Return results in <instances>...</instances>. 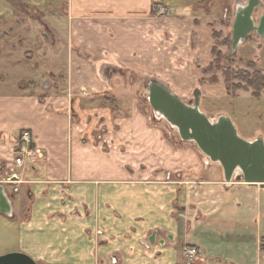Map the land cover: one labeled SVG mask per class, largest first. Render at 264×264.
<instances>
[{
    "label": "crops",
    "instance_id": "crops-1",
    "mask_svg": "<svg viewBox=\"0 0 264 264\" xmlns=\"http://www.w3.org/2000/svg\"><path fill=\"white\" fill-rule=\"evenodd\" d=\"M200 1L0 0V256L264 264V190L226 184L145 110L151 80L187 104L200 88L213 0Z\"/></svg>",
    "mask_w": 264,
    "mask_h": 264
},
{
    "label": "water",
    "instance_id": "water-1",
    "mask_svg": "<svg viewBox=\"0 0 264 264\" xmlns=\"http://www.w3.org/2000/svg\"><path fill=\"white\" fill-rule=\"evenodd\" d=\"M263 10L257 23L254 14ZM255 33L264 37V6L260 0L237 1L233 9L231 25L230 56ZM146 100L155 122H164L182 143L194 145L207 164L221 168L223 180L232 184L241 179L247 186L264 190V139L258 137L246 141L238 136L228 116L219 114L210 118L200 109V93L194 92L193 102L187 104L174 95L166 86L151 80L146 84ZM0 214L10 215L6 188L0 186ZM0 264H37L23 253H8L0 256Z\"/></svg>",
    "mask_w": 264,
    "mask_h": 264
},
{
    "label": "rangeland",
    "instance_id": "rangeland-1",
    "mask_svg": "<svg viewBox=\"0 0 264 264\" xmlns=\"http://www.w3.org/2000/svg\"><path fill=\"white\" fill-rule=\"evenodd\" d=\"M237 1L243 0H213V3L208 7V12L205 16L209 19L210 24H208L209 28L204 35L206 39H204V47L207 56L203 58L198 70L195 72V75L200 80V88L198 87L196 90L199 93L201 92L200 109L207 116L210 118H215L218 114L228 116L236 128L238 136L246 141L254 140L258 137L264 139V87L257 93V96L254 95L255 93L252 89H242L246 88V83L243 79L245 74L252 76L259 73L264 78V37L258 38L255 33L249 34L244 45L240 46L237 53L229 59L233 19L232 9ZM260 1L264 6V0ZM226 4L228 6L227 18L223 20ZM262 12L263 10L255 11V23L258 22ZM227 87L229 93L227 92ZM188 96L189 98L186 99ZM188 96L185 99L191 104L193 102L191 91ZM144 104L145 110L152 114L147 100ZM156 127L165 130L170 141L180 145L183 150L190 151L191 149L196 152L194 145L180 144L177 135L170 130L166 123L161 122ZM198 158L203 162L201 156L198 155ZM234 182H241V179L236 178ZM184 190L188 192L187 189ZM205 197L204 200L209 198ZM206 206L204 204V207ZM212 207H215V205ZM261 210L263 216L260 224L264 230V197L261 198ZM258 246L262 252L261 256H264V238L259 241ZM198 256L200 257V254Z\"/></svg>",
    "mask_w": 264,
    "mask_h": 264
},
{
    "label": "built area",
    "instance_id": "built-area-1",
    "mask_svg": "<svg viewBox=\"0 0 264 264\" xmlns=\"http://www.w3.org/2000/svg\"><path fill=\"white\" fill-rule=\"evenodd\" d=\"M159 13L163 14L164 11H160ZM19 141H21L22 143L21 153L30 155V152L28 151L27 147H29L32 143H34V140L31 137V135L28 132H22L20 134ZM198 255H199V252L197 249L189 248L185 250L184 259L187 262L191 263L198 257Z\"/></svg>",
    "mask_w": 264,
    "mask_h": 264
},
{
    "label": "trees",
    "instance_id": "trees-1",
    "mask_svg": "<svg viewBox=\"0 0 264 264\" xmlns=\"http://www.w3.org/2000/svg\"><path fill=\"white\" fill-rule=\"evenodd\" d=\"M219 56V55H218ZM217 58V56H216ZM246 83V88H242L243 90L246 89H252L254 91V95L257 96L264 87V78L259 73H256L252 76L249 74H245V77L243 78ZM227 92L229 93V89L227 87Z\"/></svg>",
    "mask_w": 264,
    "mask_h": 264
},
{
    "label": "flooded vegetation",
    "instance_id": "flooded-vegetation-1",
    "mask_svg": "<svg viewBox=\"0 0 264 264\" xmlns=\"http://www.w3.org/2000/svg\"><path fill=\"white\" fill-rule=\"evenodd\" d=\"M261 14H262V13H261ZM9 184H11V181L9 182V181H8V178H3L2 181L0 180V186H4V187L6 188L5 185H9ZM14 184H15V183H14Z\"/></svg>",
    "mask_w": 264,
    "mask_h": 264
}]
</instances>
